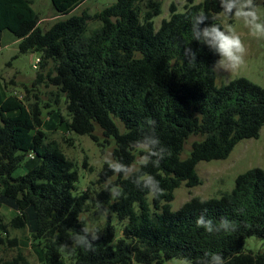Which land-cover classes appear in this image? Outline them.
<instances>
[{
    "label": "trees",
    "instance_id": "trees-1",
    "mask_svg": "<svg viewBox=\"0 0 264 264\" xmlns=\"http://www.w3.org/2000/svg\"><path fill=\"white\" fill-rule=\"evenodd\" d=\"M84 1L52 0L57 15L69 16L44 29L33 0H0V45L7 29L19 39L22 53L39 55L36 76L25 90L51 86L55 104L65 97L68 130L99 142V126L104 142L114 140V162L99 173L98 183L105 186L96 202L125 221L122 236L113 246L110 221L95 232L84 231L81 216L90 197L75 192L76 164L49 140L43 108L51 105H41L34 92L32 102L27 94L0 96V206L18 210L7 222L0 217V243L18 247L10 230L30 225L45 252L42 264H164L173 258L214 264L213 254L224 264H264V249L245 248L248 237L264 240V169L239 174L232 191L218 198L192 197L172 208L182 182L202 183L196 170L200 161L227 158L242 139L259 137L264 126V87L246 77L219 86L216 64L222 54L203 35L213 25L225 30L219 14L236 0H186L183 12L171 4L158 29L154 18L161 0H116L93 15L71 14ZM93 19L99 25L90 30ZM194 135L201 138L184 157ZM30 154L38 164L14 176ZM138 157V167L129 172ZM146 174L164 189L152 201V189L142 179ZM201 215L212 221L213 232L197 226ZM222 219L229 221L226 228ZM0 264L30 262L19 249Z\"/></svg>",
    "mask_w": 264,
    "mask_h": 264
},
{
    "label": "rangeland",
    "instance_id": "rangeland-1",
    "mask_svg": "<svg viewBox=\"0 0 264 264\" xmlns=\"http://www.w3.org/2000/svg\"><path fill=\"white\" fill-rule=\"evenodd\" d=\"M115 1L85 0L71 14L87 10L93 15ZM199 1L201 0H196V2ZM161 2V13L154 18L156 29L160 27L163 19L169 18L171 4H175L178 11L183 12L186 0H161ZM245 3L246 0H236L231 7V13L226 14L225 9L219 14V19L224 25L225 34L239 35L246 48L245 52L240 53L244 64L237 69H234L232 62L227 61L223 55L219 58L216 64V77L219 86L237 77H246L264 87V33L256 31L254 23H246L245 18H238L235 15L237 10ZM253 3L256 5L255 10L259 15V19L255 23L264 24V0H253ZM33 7L40 14L39 23L44 29L51 26L56 20L69 16L57 15L52 0H33ZM244 10L248 11L249 9L245 8ZM98 25L99 21L93 19L89 22V29L92 30ZM35 58L37 57L33 56L32 60ZM32 60L30 53L20 51L19 41L15 34L6 29L3 32L0 45V96L7 97L17 94L24 99L27 94L28 101L32 102L35 99L34 92H36L41 105L50 103V107L43 108V129L48 133L49 140L59 143L66 155L76 164L79 179L75 192H87L90 197L88 210L82 214L81 218L90 232H95L97 228L103 227L110 221L115 227L116 235L112 242V245L115 246L122 236L125 221L122 223L115 214H110L107 207L99 206L96 202L97 193L105 186V184L98 183L99 173L106 162H114V140L104 142V135L99 126L95 130L99 142L93 140L87 134L81 135L68 130L66 122L70 119V116L66 107V98L61 96L59 102L55 104L54 95H52L54 88L51 86L40 85L38 90L27 93L25 86H31L37 73V68L33 67L34 60L33 62ZM12 80H14V83H12ZM61 117L66 121L61 122ZM118 124L122 126L120 120H118ZM200 138V136L195 135L189 138L183 153L184 157L190 152L191 143ZM39 160V158L31 159L28 156L13 175L25 174L30 168L38 164ZM139 160H141L140 157L133 163L129 172L138 167ZM254 167L264 169V126L259 137L242 139L227 158L200 161L196 166V170L202 179V183L188 187L185 182H182L181 186L175 189L174 192L173 210L180 208L192 197L218 198L223 193L232 191L236 177ZM148 199L152 201V195H148ZM17 212L18 210L11 205L3 203L0 206V217L5 222L9 221ZM10 237H16L19 246L12 247L0 243L1 259L13 258L20 249L30 264H42L45 259V252L32 237L30 225L24 229H11ZM245 248L253 251L264 249V240L255 236L248 237ZM186 263L183 259L173 258L164 264ZM132 264L139 263L133 262Z\"/></svg>",
    "mask_w": 264,
    "mask_h": 264
},
{
    "label": "clouds",
    "instance_id": "clouds-1",
    "mask_svg": "<svg viewBox=\"0 0 264 264\" xmlns=\"http://www.w3.org/2000/svg\"><path fill=\"white\" fill-rule=\"evenodd\" d=\"M231 7L229 6L226 8L225 12L226 14L231 13ZM249 9L248 11H245L244 9ZM256 5L253 3V0H246V3L237 10L235 13L236 17H243L245 18L246 23H254L255 30L259 31L261 33H264V24L255 23L259 19L258 12L255 10ZM250 18V19H249ZM205 38H211L210 42L217 47L218 51L223 55V57L227 61L232 62V67L234 69L239 68L241 65L244 64V60L242 59L240 53H243L246 51L245 45L242 42L239 35H227L224 31L220 30L219 25H213L211 28H206L203 33ZM189 50H186L185 55L188 54ZM195 60V54L192 53V61ZM191 61V62H192ZM159 140L153 141V143H159ZM145 150V149H141ZM150 155H158L155 152H151ZM147 160V158H146ZM160 161H156L155 166H159ZM115 169L117 173H119L121 170H124L127 174V169H122L120 165H110ZM145 187H150L152 191L149 192L150 195L159 197L164 194V189L160 186V182L155 179L154 176L150 174H146L143 178ZM114 196L118 195V189L113 188L112 189ZM197 226L203 227L208 231L209 233L213 232L212 227V221L206 220L203 215L197 218ZM222 227H227L229 224V221L222 219L220 222ZM85 232H88V228L86 227L84 229ZM96 237L94 236V239ZM91 244L88 245V248L91 249ZM213 262L214 264H224V260L221 258V255L219 254H213Z\"/></svg>",
    "mask_w": 264,
    "mask_h": 264
},
{
    "label": "built area",
    "instance_id": "built-area-1",
    "mask_svg": "<svg viewBox=\"0 0 264 264\" xmlns=\"http://www.w3.org/2000/svg\"><path fill=\"white\" fill-rule=\"evenodd\" d=\"M33 60H34V62H33ZM32 60V62H33V67L34 68H38V65H39V63H40V58L39 57H37V58H35V59H33ZM30 157H34V155H32V154H30Z\"/></svg>",
    "mask_w": 264,
    "mask_h": 264
},
{
    "label": "crops",
    "instance_id": "crops-1",
    "mask_svg": "<svg viewBox=\"0 0 264 264\" xmlns=\"http://www.w3.org/2000/svg\"><path fill=\"white\" fill-rule=\"evenodd\" d=\"M18 41H19V39H18ZM29 53L31 55V60H32L33 56L34 57H39V55L37 56V53H35V52H29Z\"/></svg>",
    "mask_w": 264,
    "mask_h": 264
}]
</instances>
